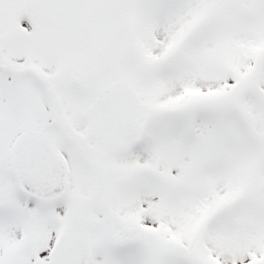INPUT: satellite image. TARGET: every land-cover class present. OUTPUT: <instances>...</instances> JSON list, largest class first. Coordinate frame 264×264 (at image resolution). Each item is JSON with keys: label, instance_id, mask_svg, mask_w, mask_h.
<instances>
[{"label": "snow or ice", "instance_id": "6c2138e0", "mask_svg": "<svg viewBox=\"0 0 264 264\" xmlns=\"http://www.w3.org/2000/svg\"><path fill=\"white\" fill-rule=\"evenodd\" d=\"M0 264H264V0H0Z\"/></svg>", "mask_w": 264, "mask_h": 264}]
</instances>
